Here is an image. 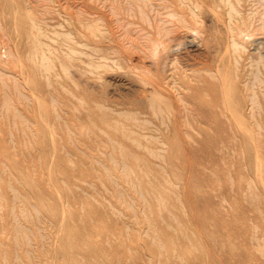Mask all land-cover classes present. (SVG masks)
<instances>
[{
    "label": "rangeland",
    "instance_id": "obj_1",
    "mask_svg": "<svg viewBox=\"0 0 264 264\" xmlns=\"http://www.w3.org/2000/svg\"><path fill=\"white\" fill-rule=\"evenodd\" d=\"M0 264H264V0H0Z\"/></svg>",
    "mask_w": 264,
    "mask_h": 264
},
{
    "label": "bare ground",
    "instance_id": "obj_2",
    "mask_svg": "<svg viewBox=\"0 0 264 264\" xmlns=\"http://www.w3.org/2000/svg\"><path fill=\"white\" fill-rule=\"evenodd\" d=\"M167 59H168V58H167ZM164 66H165V65H164ZM222 77H223V76H222ZM224 77H225V76H224ZM225 81H226V79H225ZM222 82H223V81H222ZM222 84H224V85H222V87H223V86H226L225 83H222ZM226 87H227V86H226ZM226 87H223V88L225 89ZM226 89H227V88H226ZM222 93H223V91H222ZM225 94L227 95L228 92H226ZM225 94L223 93V95H225ZM222 97H223V96H222ZM225 97H226V96H224L223 99H227V98H225ZM227 97H229V95H227ZM228 99H230V98H228ZM226 101H227V100H226ZM223 102H224V101H223Z\"/></svg>",
    "mask_w": 264,
    "mask_h": 264
}]
</instances>
